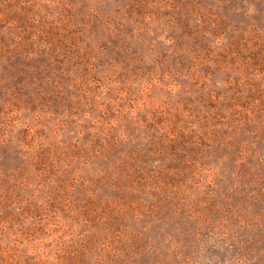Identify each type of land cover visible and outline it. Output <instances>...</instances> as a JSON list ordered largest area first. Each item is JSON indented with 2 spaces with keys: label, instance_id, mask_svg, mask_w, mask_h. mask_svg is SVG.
Instances as JSON below:
<instances>
[{
  "label": "rangeland",
  "instance_id": "1",
  "mask_svg": "<svg viewBox=\"0 0 264 264\" xmlns=\"http://www.w3.org/2000/svg\"><path fill=\"white\" fill-rule=\"evenodd\" d=\"M1 37L0 264H264V0H0Z\"/></svg>",
  "mask_w": 264,
  "mask_h": 264
},
{
  "label": "trees",
  "instance_id": "2",
  "mask_svg": "<svg viewBox=\"0 0 264 264\" xmlns=\"http://www.w3.org/2000/svg\"><path fill=\"white\" fill-rule=\"evenodd\" d=\"M23 47H24V44H23L22 39H20V38L15 43L14 47L12 45H8V44L4 43L2 37L0 38V54L1 55H2V53L4 55L11 54L15 50L21 51Z\"/></svg>",
  "mask_w": 264,
  "mask_h": 264
}]
</instances>
